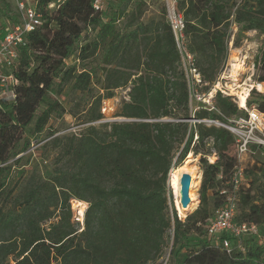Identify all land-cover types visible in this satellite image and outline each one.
<instances>
[{"label":"trees","instance_id":"obj_1","mask_svg":"<svg viewBox=\"0 0 264 264\" xmlns=\"http://www.w3.org/2000/svg\"><path fill=\"white\" fill-rule=\"evenodd\" d=\"M34 1L42 24L20 49L12 72L17 81L15 98L0 100V228L30 214L29 239L20 256L47 246V259H40L39 264H49L53 258L65 260L78 236L89 264H162L166 235L172 229L167 264H264V184L249 179L250 175L264 179V164L250 170L244 163L247 185L240 192L236 217L238 222L257 224L261 238L244 240V252L234 250L228 256L206 237L203 225L220 206L218 191L228 181L236 159L232 154L234 137L202 121L227 123L231 117L247 115L231 96L217 92L213 103L216 111L201 108L191 116L182 58L167 22L165 3L159 20L143 24L145 0H139L128 13L122 32L117 22L130 0L119 15L111 16L105 15L108 4L102 13H94L92 0ZM53 3L57 7L49 9ZM177 10L184 18L186 48L194 57L204 90L215 84L227 60L233 25L264 36V0H177ZM7 19L13 25L18 23L13 17ZM87 31L96 33L93 39L88 40ZM73 57L96 65L80 69L66 66L65 61ZM253 66V80L264 84V42ZM98 71L103 76L104 95L97 97V111L89 122L102 119L98 106L103 99H111L115 90L129 85V100L117 117L132 121L112 123L108 133L89 127L65 137L62 151L67 166L48 180L31 185L23 196L21 216L5 211L1 199L11 177L13 166L9 162L22 152L17 151L21 142L22 150L28 148L27 128L32 125L33 133L40 134L55 111L57 103L37 115L55 81L89 92ZM246 106L264 115V93L253 88ZM192 119L197 122L190 123ZM209 148L216 156L214 163L207 160ZM189 153L199 157L200 204L182 222L174 209L169 215L167 183L170 171ZM208 192H216L211 210ZM72 199L87 203L80 233L70 223ZM51 209L59 211L58 221L41 230L39 223L51 218ZM192 235L198 241L187 249L185 243Z\"/></svg>","mask_w":264,"mask_h":264},{"label":"rangeland","instance_id":"obj_2","mask_svg":"<svg viewBox=\"0 0 264 264\" xmlns=\"http://www.w3.org/2000/svg\"><path fill=\"white\" fill-rule=\"evenodd\" d=\"M127 1L128 0H110L105 15L111 16L114 13L119 15L120 9L127 4ZM138 1L139 0H130L125 8L123 18H119L117 28L122 32L124 31L128 13L133 9V6ZM18 2H22L27 7H33L35 4L34 0H0V21H3V23H11L7 21V18L13 17L16 21L20 22L21 16L17 8ZM163 3H165L164 0H145V4L143 6L144 14L141 18V22L143 24H147L152 20H159L161 18V11L164 5ZM5 4L8 5L7 8H3V5ZM95 34V32L91 31L86 32L88 40L93 39ZM263 42L264 36L257 31L244 32L240 31L239 26L233 25L231 27L227 60L217 77V81L207 90H204V84H200L195 88V91H191V98L189 100L191 116L195 113V111L208 107L203 101H198L193 95L194 93L201 97L204 96L205 98L212 95L214 103V96L217 92H220L225 96H231L237 107L242 109L247 115V110H250L251 108H248L247 106L246 108H240L237 103L236 93L237 91L240 92L243 89H251L252 87L256 89V91H259L256 87L258 83L253 80L255 72L253 61L261 49ZM231 47H233L236 51L231 52ZM82 65L86 68H92L96 65V62L88 60L87 62L80 63L76 57H73L68 60L66 66H75L77 69H80L82 68ZM102 80L103 76L101 72L98 71L97 76L93 80L90 91L83 93L73 90L70 84L60 86L59 81H55L53 90L45 97L44 103L40 105L37 115L45 110L48 105L57 103L55 111L51 114L47 125L40 134L36 135L33 133L32 125L27 128L25 139L29 142L28 148L22 150L24 143L21 142L17 147V151L22 152L9 162L13 166L11 170V177L7 186V191L1 199V205L4 207L5 211H10L15 216H21V213L25 209L23 196L30 189L31 185L37 181L48 180L57 170L63 169L67 166V160L63 159L64 153L62 151V144L65 137L81 134L89 127H95L102 133H108L112 123L132 121L117 117L122 104L129 100V85L128 87L115 90L114 96L111 99H103L98 106V112L101 114L102 119L99 121L89 122L90 115L97 111V106H95L97 97L99 95H104V91L101 90L100 81ZM259 92L264 93V84H261V90ZM1 97L2 96L0 95V98ZM240 117L244 118L243 116ZM163 121L172 120L163 119ZM194 122L197 121L194 119L190 120V123ZM202 122L208 126L214 125L216 127L218 126L215 122L223 123L213 120H204ZM54 139H59L60 143H55ZM209 151L211 153L207 156V160L209 163H214L216 156L212 153L213 151L211 148H209ZM233 152L234 151L232 150V154ZM198 159L199 157H196L189 167L194 173V178L189 175L183 176L184 178L182 183H184V185L187 183L188 186L191 180L195 183V187L192 191L196 199V201L192 204L190 201L187 206L189 207V211L186 212L183 217L178 215L179 212L176 209L177 197L173 188L169 185V180L167 183V192L169 195V215L172 216V210L174 209L177 213L178 219L182 222L185 221V218L193 213L200 204L199 192L201 187L202 172L199 168ZM211 160H213V162H211ZM243 163H245L250 170L254 167H258L257 164L263 165L264 149H256L253 155H249L244 158ZM249 177L251 181L257 179L259 181L258 183L264 184V179L260 180L258 176L254 177L253 175H250ZM187 178L189 180L186 182ZM184 188L186 189V186H184ZM218 190L219 189H216V192ZM216 192H208L209 210L213 208V203L216 197L214 194ZM253 193L258 195L256 191ZM86 208L87 203L84 204L74 199L70 201V209L72 213L70 223L73 228L77 230V233H80L83 230V224L81 222H77L75 217H78L83 221ZM50 213L51 218L49 220L39 223L41 230L45 231L50 224L58 221L59 211L51 209ZM29 218L30 214L25 213L21 217V220L17 222L15 221V223L9 227L0 228V264H39L40 259H47V253L44 250L47 249V246L38 247L33 254L28 256H26L27 254H24L23 257L20 256L29 239L30 232L27 224ZM190 238L189 242L185 243L187 249L194 247L198 241L196 235H192ZM172 244L173 231L171 229L166 235V245L163 251V256L159 261L160 263L167 264L170 262ZM28 257L29 259H27ZM49 264H89L87 253L83 248L81 238L76 236L73 241V247L71 248L70 254L65 260L60 258L56 260L53 258Z\"/></svg>","mask_w":264,"mask_h":264},{"label":"built area","instance_id":"obj_3","mask_svg":"<svg viewBox=\"0 0 264 264\" xmlns=\"http://www.w3.org/2000/svg\"><path fill=\"white\" fill-rule=\"evenodd\" d=\"M110 0H92L94 13H102ZM167 10V22L174 35L177 49L182 58L183 69L191 98V91L202 83L200 72L195 66L184 40V18L177 10V0H164ZM27 7L22 2L17 3L21 20L17 24H0V100L12 101L15 98L17 81L13 70L19 62L20 49L27 45V36L42 24V14L36 8ZM57 7L55 3L49 9ZM68 60L65 61L67 65ZM198 101H203L209 111H216L212 95L207 98L193 94ZM218 127L227 130L235 140L234 166L225 186L218 191L221 204L206 219L203 227L211 245L230 256L234 250L244 252V240L261 238L260 227L251 222L236 220L240 192L247 185L244 173V158L253 155L255 150L264 149V115L256 109L247 110V116L231 117L227 123L215 122ZM196 139V136H195ZM255 149V150H254ZM83 224L82 219L75 217Z\"/></svg>","mask_w":264,"mask_h":264},{"label":"bare ground","instance_id":"obj_4","mask_svg":"<svg viewBox=\"0 0 264 264\" xmlns=\"http://www.w3.org/2000/svg\"><path fill=\"white\" fill-rule=\"evenodd\" d=\"M248 32H250V31H248ZM230 50H231V52L236 51V50H234L233 47H231ZM234 66H235V64H234ZM256 87L259 91L261 90V84H257ZM249 89L250 88L243 89V90L241 89L242 91H240V92L237 91V93L235 92L236 96H237V103H238L240 108H246V100L248 99V96H249V93L251 90V89L250 90ZM262 89H263V87H262ZM194 159H195V157L193 156V154L189 153L187 155V157L185 158V160L182 162V164L176 168H173L169 174V185L173 188L174 193L177 197L176 209L179 212L178 215L180 217H183L185 215V213L189 211V207H187V206L189 205L190 201H191V204L196 201V199L193 195V191H192L193 188L195 187V185H194L195 183L192 182V180L188 186H187V183H185V185H184V183H182V180L184 178L183 176L189 175V176L193 177L194 173L190 170L189 167L193 163ZM211 162H213V160H211ZM184 186H186V189L184 188ZM183 195H186L188 197L189 203L187 205H184L182 203Z\"/></svg>","mask_w":264,"mask_h":264},{"label":"water","instance_id":"obj_5","mask_svg":"<svg viewBox=\"0 0 264 264\" xmlns=\"http://www.w3.org/2000/svg\"><path fill=\"white\" fill-rule=\"evenodd\" d=\"M253 89V88H252ZM251 89V90H252ZM250 90V91H251ZM189 179H187L186 181H188ZM182 203L184 204V205H187L188 203H189V200H188V197L186 196V195H183V198H182Z\"/></svg>","mask_w":264,"mask_h":264}]
</instances>
